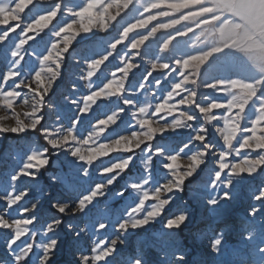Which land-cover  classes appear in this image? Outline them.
Segmentation results:
<instances>
[{"label":"snow or ice","instance_id":"obj_1","mask_svg":"<svg viewBox=\"0 0 264 264\" xmlns=\"http://www.w3.org/2000/svg\"><path fill=\"white\" fill-rule=\"evenodd\" d=\"M0 26V110L5 113L0 121H15L0 123V138L38 133L44 145L30 144L17 153L19 167L10 174L9 186L0 189V230L10 235L6 246L14 264H27L33 255L37 264H49L63 217H76L104 199L138 156L144 175L129 184L138 200L113 224L116 233L160 217L172 194L182 192L185 181L209 160L212 195L207 203L214 210L233 198L224 189L264 170V96L259 95L264 90V0H0ZM161 33L168 35L160 53L181 37H192L191 47L203 48L170 62L145 59L146 46ZM226 51L246 58L261 74L258 79L202 82L203 66ZM143 63L147 67L137 79ZM200 88L215 96L201 98ZM255 101L249 119L247 109ZM169 136L181 137L170 151L159 145ZM61 153L72 158L79 176L70 178L62 166L48 185L71 191L78 179L93 174L95 179L78 198L53 202L57 218L43 220L38 201L46 185L40 180L52 155ZM154 161L164 173L156 184ZM23 180L31 186L17 190ZM30 193L31 201L26 200ZM252 198L264 204V186ZM260 210L252 207L248 218ZM187 219L181 212L164 226L178 229ZM111 223L92 225L94 243L78 256L79 264H105L117 251L119 236L100 238ZM249 229L250 238L256 229ZM82 234H88L87 225L75 233ZM223 242L217 234L212 251L219 254ZM258 250L264 253V245Z\"/></svg>","mask_w":264,"mask_h":264},{"label":"rangeland","instance_id":"obj_2","mask_svg":"<svg viewBox=\"0 0 264 264\" xmlns=\"http://www.w3.org/2000/svg\"><path fill=\"white\" fill-rule=\"evenodd\" d=\"M167 35L168 33H161L149 42L144 50L145 59H164L170 62L173 58H180L203 48V45L197 48L191 47L194 38L181 37L172 41L169 50L160 53L159 45L167 38ZM146 67V63L141 65V69L136 73L137 79ZM260 75L246 58L235 51H226L223 54H215L209 59L201 69L200 79L202 82L221 78L253 81ZM174 79L175 77L170 78V80ZM167 87L166 83L165 88ZM62 90L63 85L58 90L57 96L53 98L54 100L59 99V92ZM199 91L201 98L205 95L215 96L210 89L200 88ZM259 95L264 96V90ZM216 98L223 99V97ZM257 102L250 104L247 109L249 119L255 115L254 109ZM17 111L22 109L17 108ZM4 114L0 110V116ZM0 123L11 125L15 121H0ZM180 139L181 137L169 136L160 139L159 145L170 151L179 144ZM30 144L44 146L38 133H23L19 136L6 134L0 138V189L9 186L10 174L19 167L20 159L15 158V155L25 153L27 145ZM141 160L142 157L138 156L130 170L108 191L107 196L97 201L85 213L76 217H63L64 223L55 233L59 243L49 264H79L78 256L86 254L94 243L92 225L98 221L108 222L109 220L112 223L100 238L110 239L113 236H119L121 243L117 245V251L105 264H132L135 259H140L143 264H264V253L258 250L261 245H264V224H262L264 204L252 198L258 188L264 186V170L253 177L245 176L240 182H234L232 189H224L230 191L233 198L229 201H221L214 210L207 203L212 195L207 187L213 171V163L209 160L201 171L185 181L182 192L172 194V203L166 207L160 217L138 229L116 233L113 224L124 218L127 208L138 200V194L129 189V184L144 175ZM71 161L72 158L66 153H61L59 156L52 155L49 168L43 170L40 183L45 184L46 189L45 195L38 201V214L43 220L57 218L55 210L51 208L53 202H68L90 190L95 179L94 174L89 178L78 179L71 191L60 185H48L49 176L62 166L69 173L70 178L79 176V173L74 171ZM152 169V183L156 184L164 173L160 170L158 161H154ZM31 184V181L23 180L16 187L17 190H22L30 187ZM121 190H126L125 196H116V193ZM26 200H32V193ZM256 206H260V212L254 219H249L248 211ZM181 212L188 215V219L181 227L166 229L164 225L167 219ZM70 224L73 225L72 229L68 227ZM85 225L88 227V234L77 237L76 231ZM249 225H253L256 229L250 238ZM217 234H222L224 241L219 254L214 253L211 248L212 240ZM9 238V233L0 230V264H14L12 250L6 246ZM178 255H182L184 259L178 260L176 258ZM37 262L38 256L33 255L27 264H37Z\"/></svg>","mask_w":264,"mask_h":264}]
</instances>
